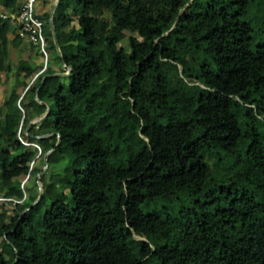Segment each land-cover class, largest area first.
Wrapping results in <instances>:
<instances>
[{
    "label": "trees",
    "instance_id": "obj_1",
    "mask_svg": "<svg viewBox=\"0 0 264 264\" xmlns=\"http://www.w3.org/2000/svg\"><path fill=\"white\" fill-rule=\"evenodd\" d=\"M58 15L0 101V264H264V0Z\"/></svg>",
    "mask_w": 264,
    "mask_h": 264
},
{
    "label": "crops",
    "instance_id": "obj_2",
    "mask_svg": "<svg viewBox=\"0 0 264 264\" xmlns=\"http://www.w3.org/2000/svg\"><path fill=\"white\" fill-rule=\"evenodd\" d=\"M21 0H10V3L8 4L7 14H15L16 11L19 8ZM58 0H36L34 3V13L37 17H39L43 23L44 21H49L50 14L53 18V25L58 24L59 28L65 32L66 40L74 38V30H73V22H65L62 19H59L60 16H54V11L56 9ZM7 21L4 23L2 29L4 38L6 40V43L3 47V55H4V63L7 65V70H0V101L2 100L3 96L5 95V91L9 89H13V77L10 73V70L8 68H11L13 64H15L17 61H24L28 65H34L39 66L44 62V56L39 51V49L29 44L27 41L19 38L16 36V21L8 17L6 18ZM59 19V20H58ZM49 26V25H48ZM50 30V29H49ZM52 36V35H51ZM53 41V39H52ZM58 44V43H57ZM58 52L60 54V47L58 45V51L56 50L54 43L53 47H48L47 42L45 40V57L46 60L51 61L53 58V53H56L58 55ZM51 54V56H50ZM45 60V63H46ZM55 63V62H54ZM53 63V64H54ZM56 71L53 74H59L61 73L59 70L63 69L62 64L57 67L55 65ZM41 68L37 70V73H39ZM34 75V76H36Z\"/></svg>",
    "mask_w": 264,
    "mask_h": 264
},
{
    "label": "built area",
    "instance_id": "obj_3",
    "mask_svg": "<svg viewBox=\"0 0 264 264\" xmlns=\"http://www.w3.org/2000/svg\"><path fill=\"white\" fill-rule=\"evenodd\" d=\"M36 0H21L19 8L15 14H7L0 6V18H13L16 23V34L19 38L36 46L44 56L40 72L45 67V39L42 34L43 21L34 13V3Z\"/></svg>",
    "mask_w": 264,
    "mask_h": 264
},
{
    "label": "water",
    "instance_id": "obj_4",
    "mask_svg": "<svg viewBox=\"0 0 264 264\" xmlns=\"http://www.w3.org/2000/svg\"><path fill=\"white\" fill-rule=\"evenodd\" d=\"M48 25H49V29H50V32H51V35H52V39H53L54 46H55L56 50L58 51V44H57V40H56V36H55V30H54V25H53V18H52V15H51V14H50V17H49ZM58 54H59V52H58ZM62 68H64V69L66 70V71L63 72V73H65V74L68 73V71H69V67H67V66H65L64 64H62ZM40 103H43V102H40ZM47 113H48V107H46L44 113H43L41 116H39L37 119L32 120L30 123L27 124V126H26V128H25V132L28 130L30 124L39 121V120L42 119ZM44 136H47V134L44 135ZM58 139H59V138H58ZM58 139H57V141H56V144H57V142H58ZM56 144H55V145H56ZM49 152H50V150H48V151L45 152L44 157H43L44 162L46 161V156L48 155ZM45 166H46V165H44L43 169L45 168ZM39 174H40V173H38V174L36 175V177H37V182H39V181H38ZM41 192H42V190H41V186H40V187H39V190H38L37 198L35 199V201H34L33 203H35V202L38 200V198L40 197ZM33 203H32V204H33Z\"/></svg>",
    "mask_w": 264,
    "mask_h": 264
},
{
    "label": "rangeland",
    "instance_id": "obj_5",
    "mask_svg": "<svg viewBox=\"0 0 264 264\" xmlns=\"http://www.w3.org/2000/svg\"><path fill=\"white\" fill-rule=\"evenodd\" d=\"M37 185H38V190H39V187L41 186L39 182H37Z\"/></svg>",
    "mask_w": 264,
    "mask_h": 264
},
{
    "label": "clouds",
    "instance_id": "obj_6",
    "mask_svg": "<svg viewBox=\"0 0 264 264\" xmlns=\"http://www.w3.org/2000/svg\"><path fill=\"white\" fill-rule=\"evenodd\" d=\"M63 70H65V69L63 68ZM65 71H66V70H65ZM65 71H64V72H65Z\"/></svg>",
    "mask_w": 264,
    "mask_h": 264
}]
</instances>
